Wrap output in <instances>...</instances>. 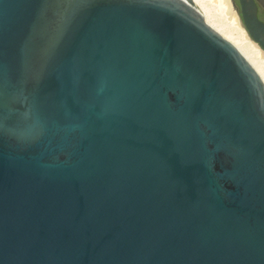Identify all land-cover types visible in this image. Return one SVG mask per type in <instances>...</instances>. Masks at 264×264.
<instances>
[{"label":"water","instance_id":"obj_1","mask_svg":"<svg viewBox=\"0 0 264 264\" xmlns=\"http://www.w3.org/2000/svg\"><path fill=\"white\" fill-rule=\"evenodd\" d=\"M0 264H264V84L191 0H0Z\"/></svg>","mask_w":264,"mask_h":264},{"label":"bare ground","instance_id":"obj_2","mask_svg":"<svg viewBox=\"0 0 264 264\" xmlns=\"http://www.w3.org/2000/svg\"><path fill=\"white\" fill-rule=\"evenodd\" d=\"M195 4V8L202 14L205 21L222 37L230 41L236 49L245 57L254 70L259 75L264 84V52L253 42L241 26L235 9L229 2L225 0L227 6V22L221 23L215 19L203 6L199 0H191ZM264 4V0H260ZM212 13V12H211Z\"/></svg>","mask_w":264,"mask_h":264},{"label":"rangeland","instance_id":"obj_3","mask_svg":"<svg viewBox=\"0 0 264 264\" xmlns=\"http://www.w3.org/2000/svg\"><path fill=\"white\" fill-rule=\"evenodd\" d=\"M199 2L211 15L213 14L212 16L219 22H227L228 14L225 0H199ZM229 2L231 3V0Z\"/></svg>","mask_w":264,"mask_h":264},{"label":"flooded vegetation","instance_id":"obj_4","mask_svg":"<svg viewBox=\"0 0 264 264\" xmlns=\"http://www.w3.org/2000/svg\"><path fill=\"white\" fill-rule=\"evenodd\" d=\"M261 2V1H260ZM262 3V2H261ZM263 4V3H262ZM260 13H261V17L259 16L260 15ZM258 16H259V18L261 19V20H263L264 21V4H263V6L262 5H258Z\"/></svg>","mask_w":264,"mask_h":264},{"label":"trees","instance_id":"obj_5","mask_svg":"<svg viewBox=\"0 0 264 264\" xmlns=\"http://www.w3.org/2000/svg\"><path fill=\"white\" fill-rule=\"evenodd\" d=\"M260 17H261V13H260V15H259Z\"/></svg>","mask_w":264,"mask_h":264}]
</instances>
